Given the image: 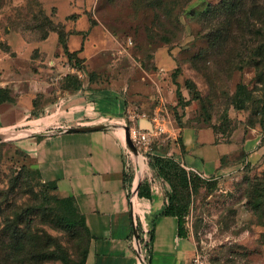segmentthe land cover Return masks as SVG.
I'll return each mask as SVG.
<instances>
[{
    "label": "rangeland",
    "instance_id": "374dc122",
    "mask_svg": "<svg viewBox=\"0 0 264 264\" xmlns=\"http://www.w3.org/2000/svg\"><path fill=\"white\" fill-rule=\"evenodd\" d=\"M59 87L123 101L125 124L150 133L129 158L146 186L154 158L178 162L185 126L264 132V0H0V264H80L89 247L19 144L25 123L55 114ZM186 204L215 262L264 264V168L203 179Z\"/></svg>",
    "mask_w": 264,
    "mask_h": 264
},
{
    "label": "crops",
    "instance_id": "0c3cea01",
    "mask_svg": "<svg viewBox=\"0 0 264 264\" xmlns=\"http://www.w3.org/2000/svg\"><path fill=\"white\" fill-rule=\"evenodd\" d=\"M88 93L55 89V114L39 119L37 126L32 121L25 123L30 133L19 143L34 160L42 180L55 183L56 193L73 200L84 217L91 236L86 264H188L199 250L198 243L192 234L185 238L179 235L178 217L163 214L169 203V183L154 170L148 176L151 196L140 197L142 181L136 174L132 178L134 174L127 170L130 162L121 128L125 125L123 101L109 97L107 91ZM1 112L0 107V122L4 120ZM142 124L150 127L148 122ZM99 125L104 128L68 132L70 128ZM216 130L183 127L182 144L174 147L172 155L187 171L207 180L247 166L264 168L261 127H241L229 139H221ZM133 189L137 191L135 210L131 203ZM135 223L141 242L139 252L134 240Z\"/></svg>",
    "mask_w": 264,
    "mask_h": 264
},
{
    "label": "trees",
    "instance_id": "16d2710c",
    "mask_svg": "<svg viewBox=\"0 0 264 264\" xmlns=\"http://www.w3.org/2000/svg\"><path fill=\"white\" fill-rule=\"evenodd\" d=\"M68 58L72 59L73 56L75 55L74 53H70L69 51H66ZM9 100V99H8ZM7 101V100H6ZM216 128V127H215ZM154 168L155 171L160 179H162L163 182L169 183L171 187V191L169 192V203L163 212L164 215L167 216H176L179 219V235L181 237H188L191 232L189 231L188 224L185 223V211L187 208L186 201L190 195L191 191H197L201 184L203 183L202 177L199 175L187 171L180 163L176 162L175 160L172 159H166L163 157H156L154 158ZM39 176L40 173L37 169H35ZM207 180V179H204ZM211 180V179H210ZM46 184H53L54 189L57 190V186L55 183H46ZM151 185L146 184V186H141L139 195L140 197H150L151 196ZM147 189V191H145ZM63 200L69 201L73 204L75 214H76V219L78 222L83 225L84 229L86 230L87 234L89 235V238L91 240V236L89 233V230L87 228L86 222L84 217L79 213L78 209L76 208V205L73 200L68 199V198H62ZM138 229V227H137ZM4 238H7L11 244H13V239H16V233H13L11 235H3ZM154 235L151 233V241L153 240ZM89 248V247H88ZM88 248L85 251L83 260L80 264H86L87 260V254H88ZM199 249H203L199 247ZM210 259L214 262L215 260L210 257ZM220 264V263H217Z\"/></svg>",
    "mask_w": 264,
    "mask_h": 264
},
{
    "label": "built area",
    "instance_id": "2783aa9c",
    "mask_svg": "<svg viewBox=\"0 0 264 264\" xmlns=\"http://www.w3.org/2000/svg\"><path fill=\"white\" fill-rule=\"evenodd\" d=\"M124 126L129 127L130 137H131L133 143L135 144V146H139V145L144 144V143L149 141V138H150L149 132H146L145 130H142L136 126H130L128 124H125ZM127 155H128V160H129V158L131 157V154H130V149H129L128 145H127ZM129 167H130V165L128 164L127 170L129 169ZM131 194H132L131 203H132V206L134 207L135 204H134L133 198H134V194L137 195L136 189L131 190ZM135 227H137L136 223H135ZM134 240H135V238H134ZM137 251H138V249H137ZM188 264H216V263H214L210 259V256L208 253H206L205 251H201L199 249L196 252V254L194 255V257L189 261Z\"/></svg>",
    "mask_w": 264,
    "mask_h": 264
},
{
    "label": "water",
    "instance_id": "95a60500",
    "mask_svg": "<svg viewBox=\"0 0 264 264\" xmlns=\"http://www.w3.org/2000/svg\"><path fill=\"white\" fill-rule=\"evenodd\" d=\"M104 126H94V127H81V128H70L68 129V132H80V131H94V130H100V129H103ZM124 129H125V140H126V143L129 147V149L133 152H138L137 151V148L135 146V144L133 143L131 137H130V133H129V127L128 126H124ZM135 241L136 243L139 241V232H138V229L137 227H135ZM138 252H139V249H138Z\"/></svg>",
    "mask_w": 264,
    "mask_h": 264
}]
</instances>
